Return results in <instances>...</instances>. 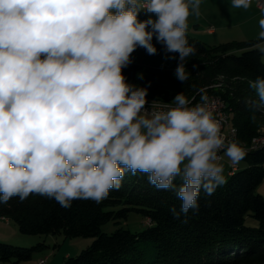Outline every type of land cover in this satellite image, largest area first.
Instances as JSON below:
<instances>
[{
  "label": "clouds",
  "instance_id": "obj_1",
  "mask_svg": "<svg viewBox=\"0 0 264 264\" xmlns=\"http://www.w3.org/2000/svg\"><path fill=\"white\" fill-rule=\"evenodd\" d=\"M251 3L232 0V7ZM200 4L0 0V203L32 194L66 209L77 199L100 203L126 172H142L157 189L176 192L181 208L170 212L179 218L198 210L201 190L211 196L226 184L218 153L235 166L246 150L226 143L208 97L191 106L180 92L172 104L146 108L147 87L128 83L122 72L138 47L157 54L155 36L165 53H178L174 75L186 81L185 61L196 53L187 21L200 15ZM141 10L155 18L141 21ZM259 27L262 42L252 47L264 54V14ZM250 87L259 97L251 105L264 107V78Z\"/></svg>",
  "mask_w": 264,
  "mask_h": 264
},
{
  "label": "trees",
  "instance_id": "obj_2",
  "mask_svg": "<svg viewBox=\"0 0 264 264\" xmlns=\"http://www.w3.org/2000/svg\"><path fill=\"white\" fill-rule=\"evenodd\" d=\"M150 15L155 18L141 10L138 18L143 21ZM186 38L196 48L195 55L185 61L186 81L174 75L178 53H165L154 36L157 54L149 55L138 47L131 54L132 63L122 69L127 82L147 87V99L173 101L180 92L187 98L219 95L230 108L236 142L249 143L258 135L264 116V107L251 105L253 101L258 105L259 97L250 81L264 78V54L252 47L258 40L209 43L187 32ZM242 161V167L230 166L227 183L211 196L201 190L198 210L190 209L179 218L170 212L172 207L177 212L181 208L176 192L157 189L142 172H126L119 190H110L100 203L77 199L66 209L52 198L32 194L23 201L13 197L0 203V216L6 222L14 221L25 236L92 238L88 246L65 257L61 264H264V197L255 192L264 178V145L247 151ZM174 184L178 187L182 180L178 177ZM131 212L147 218L148 225L138 231L122 227L102 231L104 224L124 219ZM248 217L256 224H246ZM44 244L37 241L24 247L0 240V261L16 264L28 260Z\"/></svg>",
  "mask_w": 264,
  "mask_h": 264
},
{
  "label": "rangeland",
  "instance_id": "obj_3",
  "mask_svg": "<svg viewBox=\"0 0 264 264\" xmlns=\"http://www.w3.org/2000/svg\"><path fill=\"white\" fill-rule=\"evenodd\" d=\"M193 20H199V30L197 33H192L191 31H188V34L190 36L196 37L201 40V4H200V15L196 16L195 14H192L188 17L189 28L193 26V23L195 21ZM193 22V23H191ZM207 32H211V30H207ZM203 40V39H202ZM262 60L264 61V55L262 56ZM218 87L219 84H216ZM262 123L259 125L257 131L258 135L255 137H263L264 139V116L262 118ZM252 139V138H251ZM250 139V141H251ZM249 141V142H250ZM242 144V145H248ZM264 145V143H263ZM222 160L220 163L224 165V167H228L229 159L227 156L224 155V151H222ZM242 160L239 162L241 163ZM231 166V165H230ZM225 172V170H224ZM226 177V174H224ZM255 192L262 195L264 197V178L261 181V183L256 187ZM149 220L147 218H143L139 216L138 214L131 212L128 214V216L124 219H118L117 221H110L106 224H104L101 229L102 231L106 233L112 232L117 227H122L129 229L131 231H138L142 228H144L146 225H148ZM246 224L249 225H255L256 221L252 217H248L245 220ZM0 240L9 242L13 245H19L24 247H30L31 245H35L37 241H41L44 244L41 248L33 252L30 259L21 261L16 264H36L38 259L43 258L44 256L47 257V261L45 264H61L65 257L67 256H75L77 255L82 249H84L86 246L90 244L92 241L91 237H75V238H64L62 235H36L30 236V235H21L18 230L16 223L12 220H9L7 223L0 220ZM0 264H4L0 261Z\"/></svg>",
  "mask_w": 264,
  "mask_h": 264
},
{
  "label": "crops",
  "instance_id": "obj_4",
  "mask_svg": "<svg viewBox=\"0 0 264 264\" xmlns=\"http://www.w3.org/2000/svg\"><path fill=\"white\" fill-rule=\"evenodd\" d=\"M262 8H257L254 3L248 9L232 7V0H201V39L209 43L237 41V40H258V33L261 30L259 20L262 18ZM193 26L188 31L197 33L199 30V20L195 19ZM211 32H207V30ZM258 42H262L259 41ZM222 157V152L220 154ZM228 167H224L226 176L232 173ZM244 162L238 163L235 167L244 166ZM6 222V221H5ZM7 223V222H6ZM45 257V256H44ZM47 261V257H46Z\"/></svg>",
  "mask_w": 264,
  "mask_h": 264
},
{
  "label": "built area",
  "instance_id": "obj_5",
  "mask_svg": "<svg viewBox=\"0 0 264 264\" xmlns=\"http://www.w3.org/2000/svg\"><path fill=\"white\" fill-rule=\"evenodd\" d=\"M254 5L257 8H262L264 5V0H252ZM216 86V84H215ZM208 97V105L210 110L213 112L214 117L220 122L221 125V132L222 134L226 137V143L229 141H236V129L234 126L231 125L230 120H229V115H230V108L227 106L226 102L216 94H205ZM192 102L191 106H194L196 103L201 102V96L198 98H195V96H191L189 98ZM148 104L145 105L146 108H150L151 104L155 101V107L157 110H159V107L162 106L165 103L172 104L173 101H163V100H157V99H147ZM174 106V104H173ZM261 139L259 137H252L251 141L249 142L248 145H241L246 152L249 150L253 149H258L260 148L263 143L264 139ZM223 150H221L218 155L221 154ZM235 166H231V169H234ZM1 219L4 221H7V218L0 216ZM46 262V257L38 259L36 264H45Z\"/></svg>",
  "mask_w": 264,
  "mask_h": 264
}]
</instances>
